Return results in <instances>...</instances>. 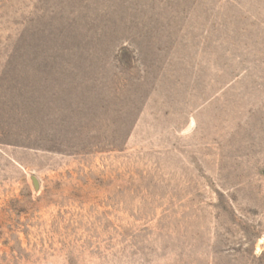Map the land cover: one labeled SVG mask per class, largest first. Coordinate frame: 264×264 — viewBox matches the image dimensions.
Returning a JSON list of instances; mask_svg holds the SVG:
<instances>
[{
  "label": "rangeland",
  "instance_id": "374dc122",
  "mask_svg": "<svg viewBox=\"0 0 264 264\" xmlns=\"http://www.w3.org/2000/svg\"><path fill=\"white\" fill-rule=\"evenodd\" d=\"M0 264H264V0H0Z\"/></svg>",
  "mask_w": 264,
  "mask_h": 264
}]
</instances>
